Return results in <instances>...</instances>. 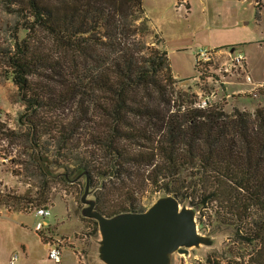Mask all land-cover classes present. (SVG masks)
I'll use <instances>...</instances> for the list:
<instances>
[{
	"label": "trees",
	"instance_id": "trees-1",
	"mask_svg": "<svg viewBox=\"0 0 264 264\" xmlns=\"http://www.w3.org/2000/svg\"><path fill=\"white\" fill-rule=\"evenodd\" d=\"M0 11L15 16L9 43L0 44V76L16 86L32 151L43 153L44 134L56 140L53 154L72 151L80 123L91 122L87 140L104 159L95 182L91 150L79 152L71 170L62 159L57 168L66 176L86 170L102 190L125 178V166L145 167L158 192L198 207L199 225L202 209L214 205L215 223L230 227L236 241V261L224 264H264V106L199 109L191 91L175 93L143 0H0ZM254 93L264 95V87ZM133 139L150 144V153L126 155ZM83 219L96 232V221ZM205 264L220 263L209 255Z\"/></svg>",
	"mask_w": 264,
	"mask_h": 264
},
{
	"label": "rangeland",
	"instance_id": "rangeland-1",
	"mask_svg": "<svg viewBox=\"0 0 264 264\" xmlns=\"http://www.w3.org/2000/svg\"><path fill=\"white\" fill-rule=\"evenodd\" d=\"M187 1L188 10L185 7H177V0H143L144 14L151 27L161 37V48L167 54L175 79L172 84L173 91L175 93L191 91L195 86L197 81L196 55L200 50L208 49V47L219 49L233 47L235 51H241L246 55L248 73L252 83L243 79L230 78L233 80L225 87L229 96L223 105V110L230 112L233 108H237L253 111L257 105L264 106V95L255 97L238 93L240 90H249L264 80V51L258 49L260 45H264V15L261 16L255 12L254 8L251 9L249 6L251 0L245 2L242 0ZM252 1L254 3L255 0ZM14 24L15 16L0 11L1 45L9 43ZM23 35L24 31L19 30V36ZM243 40L244 43H242ZM0 83L1 94L8 95V106L10 107L6 115L7 122L0 124V240L5 242V245L0 248L2 252L0 263L9 264V256L14 252L18 255L15 264L22 262L23 258L18 247H13L9 241L13 236L18 238L20 234L31 236L32 232L28 228L34 225L35 219L30 211L40 205H48L53 215L58 220H63L59 230L64 234H70L73 229L80 226L76 229L79 230L80 240L66 244L80 251L84 264H101L94 252L93 222L84 220L80 214L83 206L80 202L83 191L82 180L65 183L62 177L51 176L61 171L57 165L62 159L69 158L68 170H71L79 152L89 154L91 150V153H94L90 159L95 163L92 169L95 182L94 175L97 171H94V168L102 166L103 157L98 152H92L91 143L87 140L86 133L92 123H80L79 134L72 143V151L60 150L58 155L53 154L54 149L52 148L56 145V140L50 141L46 134L40 139L43 153L32 151L26 136L27 127L20 125L18 120L23 105L18 100L16 86L11 79H4L1 76ZM218 91L219 94H225L222 88ZM66 113L71 114V112ZM92 114L91 118L96 121L95 127L101 130L103 126H101L100 115ZM60 116H63V112ZM149 145L142 140L126 141L125 153L126 155L134 154L137 150L150 153ZM47 149L52 150L49 152ZM39 159L50 175L42 174ZM125 168L124 179L106 181L102 190L97 187L93 191L95 197L98 198L97 208L99 210L106 213L128 210L132 207L135 210H142L149 207L160 196L158 183L154 186L144 179L147 173L144 172L147 170L145 167L125 166ZM195 200L196 198H191V201ZM213 208L214 205L208 204L206 209H202V224H198V230L201 233L212 237V245L191 248L188 254L178 253L174 255V264H205V258L209 255L220 264L236 261V241L231 239L232 229L215 223ZM6 218L16 223V232L11 228V223L6 227L2 222ZM21 223L28 226L25 227ZM68 251L66 249L64 252L62 264H71L70 259L67 258ZM34 260V264H56L48 259L47 250Z\"/></svg>",
	"mask_w": 264,
	"mask_h": 264
},
{
	"label": "water",
	"instance_id": "water-1",
	"mask_svg": "<svg viewBox=\"0 0 264 264\" xmlns=\"http://www.w3.org/2000/svg\"><path fill=\"white\" fill-rule=\"evenodd\" d=\"M39 163L50 175L40 159ZM60 170L51 176L70 183L82 180L80 214L96 221L94 252L101 264H174V255L212 245V237L198 230V207L187 201L180 202L174 195L162 192L142 211L107 215L96 207L93 191L98 186H91L86 170H76L69 176L63 168Z\"/></svg>",
	"mask_w": 264,
	"mask_h": 264
},
{
	"label": "built area",
	"instance_id": "built-area-1",
	"mask_svg": "<svg viewBox=\"0 0 264 264\" xmlns=\"http://www.w3.org/2000/svg\"><path fill=\"white\" fill-rule=\"evenodd\" d=\"M245 1V0H244ZM264 0H255L254 3L259 5ZM177 7L189 9L187 0H177ZM231 48V47H230ZM195 70L197 72V81L191 90L195 95L194 106L199 109H209L216 105L226 102L229 94L226 93L225 87L233 79H243L252 83L247 68V57L241 51L231 49L210 48L200 50L196 55ZM230 78H233L230 80ZM264 87V80L259 82L249 90H240L239 94H248L254 96L257 88ZM222 88L225 94H219L218 89ZM8 111L0 108V124L7 122L6 115ZM36 221L33 230L43 242L47 250V257L54 263H58L61 257V248L69 242L67 237L58 235L46 218L51 215V207L40 205L33 209ZM77 256V264H84L83 256L80 251L74 250ZM17 253L14 252L9 256V264H15Z\"/></svg>",
	"mask_w": 264,
	"mask_h": 264
},
{
	"label": "crops",
	"instance_id": "crops-1",
	"mask_svg": "<svg viewBox=\"0 0 264 264\" xmlns=\"http://www.w3.org/2000/svg\"><path fill=\"white\" fill-rule=\"evenodd\" d=\"M242 1H244V0H242ZM188 5H189V3H188ZM249 6L251 7V9L254 8L255 12H257L259 15H261V16L264 15V2H261L259 5H256L251 0L250 3H249ZM263 42H264V40H263ZM242 43H244V40H243ZM227 46H229V45H227ZM227 46H225V47H227ZM263 46L264 45H262V46L260 45V47H258V49H262L264 51V47ZM1 89L2 88H1V83H0V101H2L0 103V108L3 109L4 111H9L10 107L8 106V104H9L8 103V101H9L8 100V95L1 94ZM30 212L34 216L33 211H30ZM54 216L55 215H53L52 210H51V215L46 218V222L51 225V227L54 229V231L56 233H58L59 235H62L64 237H67L69 239V243L70 244H72L73 241H76V240L79 241L80 240L79 239L80 237L78 236V234H79L78 231L79 230H76L80 226L75 228V229H73L70 234H64L63 232H61L59 230L60 229L59 227H61L60 224L63 223V220H58L56 218V216L55 217ZM34 219L36 221V217L35 216H34ZM2 222L5 223L6 227L9 226V223H11L12 224L11 228H13V230H15V232H16L17 225H16L15 222H13L12 219L6 218V219L2 220ZM21 225H25V227L28 226L27 224H24V223H21ZM28 229L32 232L31 236H25V235L20 234V236H18V238L16 236H13L10 239V241H9V242H11V245L13 247L14 246L18 247V250L20 251V254L22 255L23 260H22V262L20 264H30V263L34 264L35 257L39 256L41 253H43V251L46 250L45 245L40 240V238L37 236L36 232L33 230V226H29ZM2 245H5V242L0 240V248H1ZM66 249L69 250L68 253H67V258H69L71 260V261L69 260V262L71 264H77V256H76V252L74 251L75 248H72L68 244H65V245L62 246L60 261L58 263H56V264H62V260H63V257H64V252H65ZM1 254H2V252H0V255Z\"/></svg>",
	"mask_w": 264,
	"mask_h": 264
}]
</instances>
